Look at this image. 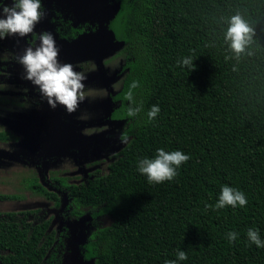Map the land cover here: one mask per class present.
I'll use <instances>...</instances> for the list:
<instances>
[{
    "label": "trees",
    "instance_id": "16d2710c",
    "mask_svg": "<svg viewBox=\"0 0 264 264\" xmlns=\"http://www.w3.org/2000/svg\"><path fill=\"white\" fill-rule=\"evenodd\" d=\"M116 1L107 28L122 48L125 72L108 117L123 121L120 135L129 140L104 175L68 187L75 201L111 217L82 245L83 257L166 264L182 250L188 259L177 264H264V247L247 237L253 228L264 241V0ZM48 11L43 32L57 39L72 40L90 26L61 4ZM237 13L255 32L238 58L224 38ZM184 57L193 58L194 70L178 66ZM134 80L143 112L127 117L124 94ZM152 105L160 113L149 123ZM159 148L190 159L172 181L150 184L137 162ZM224 185L242 191L247 205L205 210ZM229 232L238 234L234 242ZM60 242L46 220H0L1 264H57Z\"/></svg>",
    "mask_w": 264,
    "mask_h": 264
},
{
    "label": "rangeland",
    "instance_id": "374dc122",
    "mask_svg": "<svg viewBox=\"0 0 264 264\" xmlns=\"http://www.w3.org/2000/svg\"><path fill=\"white\" fill-rule=\"evenodd\" d=\"M4 3L11 2L0 1V6ZM52 3L90 25L72 40L53 36L60 63H70L87 76L86 99L72 114L59 105L51 109L38 89L23 79L25 70L17 63L29 45L35 46L33 41L38 46ZM41 5L44 16L33 35L0 40V220H46L48 231L61 234L57 264H93L83 257L82 245L111 217L98 213L96 205L78 203L67 190L104 175L124 145L119 140L123 121L108 117L125 72L122 48L107 28L117 1L41 0Z\"/></svg>",
    "mask_w": 264,
    "mask_h": 264
},
{
    "label": "clouds",
    "instance_id": "9594fccd",
    "mask_svg": "<svg viewBox=\"0 0 264 264\" xmlns=\"http://www.w3.org/2000/svg\"><path fill=\"white\" fill-rule=\"evenodd\" d=\"M41 0H11V3H4L0 6V40L10 36L20 38L34 34L36 24L44 16L41 10ZM254 29L237 13L228 21L225 33V40L230 42V49L238 58L253 41ZM39 44L33 41L35 46L29 45L22 56L17 57V63L23 66L25 75L23 79L30 81L39 91L41 97L47 101L51 109L62 106L68 114L75 113L82 102L85 101L84 81L87 76L76 71L70 63H60L59 48L50 32H42L38 35ZM229 59V57H225ZM180 67H188L194 70L195 65L192 57H184L177 62ZM139 81H132L124 94V99L128 101L125 115L136 117L143 112V104L137 103L135 99V89L139 87ZM160 113L158 105H152L147 112V122L151 123ZM122 144H127L129 136L127 132H122L119 136ZM190 156L182 151H165L159 148L154 158L144 157L137 162V170L147 177L150 184H161L165 181H172L178 175V169L186 163ZM248 200L245 194L237 188L224 185L218 201L215 205L205 204V210H219L226 206L243 208ZM238 237L236 232L227 233L229 243L234 242ZM248 240L258 248L264 247L257 229L249 228L247 231ZM177 259L166 261V264H177V261H185L188 256L185 251L178 250Z\"/></svg>",
    "mask_w": 264,
    "mask_h": 264
},
{
    "label": "water",
    "instance_id": "95a60500",
    "mask_svg": "<svg viewBox=\"0 0 264 264\" xmlns=\"http://www.w3.org/2000/svg\"><path fill=\"white\" fill-rule=\"evenodd\" d=\"M112 35V34H111Z\"/></svg>",
    "mask_w": 264,
    "mask_h": 264
}]
</instances>
